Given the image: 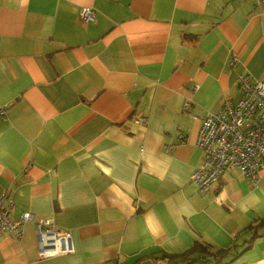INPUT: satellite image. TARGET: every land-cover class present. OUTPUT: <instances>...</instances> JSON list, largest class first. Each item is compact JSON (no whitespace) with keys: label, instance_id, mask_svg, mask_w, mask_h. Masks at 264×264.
I'll return each instance as SVG.
<instances>
[{"label":"crops","instance_id":"crops-1","mask_svg":"<svg viewBox=\"0 0 264 264\" xmlns=\"http://www.w3.org/2000/svg\"><path fill=\"white\" fill-rule=\"evenodd\" d=\"M240 74H264L255 0H0V193L31 214L0 264H264V170L190 178ZM46 216L73 252L39 258Z\"/></svg>","mask_w":264,"mask_h":264},{"label":"built area","instance_id":"built-area-1","mask_svg":"<svg viewBox=\"0 0 264 264\" xmlns=\"http://www.w3.org/2000/svg\"><path fill=\"white\" fill-rule=\"evenodd\" d=\"M257 6L264 0H255ZM90 7L79 12L80 21L93 19ZM240 97L235 102L226 99L216 111L206 112L195 138V147L200 150V164L192 171L191 181L199 192L207 191L226 171L236 168L250 183L260 178L264 170V74L253 79L247 74L237 77ZM186 101L183 108H189ZM4 113L0 108V114ZM134 120L144 123L140 114ZM184 134L177 135L178 144L183 142ZM176 146L167 144L168 149ZM14 203L7 192L0 193V235L5 233L10 239L23 235L25 222L31 214L24 212L13 217ZM37 250L39 258L73 252L70 231L57 226L52 217L46 216L35 222ZM149 264H159L150 261Z\"/></svg>","mask_w":264,"mask_h":264},{"label":"trees","instance_id":"trees-1","mask_svg":"<svg viewBox=\"0 0 264 264\" xmlns=\"http://www.w3.org/2000/svg\"><path fill=\"white\" fill-rule=\"evenodd\" d=\"M214 259H215V260H219V259L216 258V256L214 257Z\"/></svg>","mask_w":264,"mask_h":264}]
</instances>
